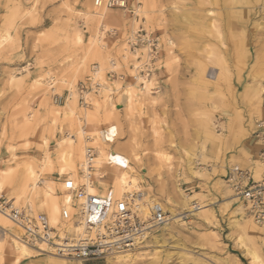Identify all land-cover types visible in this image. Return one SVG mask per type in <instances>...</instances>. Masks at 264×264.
I'll use <instances>...</instances> for the list:
<instances>
[{"label":"rangeland","instance_id":"rangeland-1","mask_svg":"<svg viewBox=\"0 0 264 264\" xmlns=\"http://www.w3.org/2000/svg\"><path fill=\"white\" fill-rule=\"evenodd\" d=\"M125 3V10L107 8L111 20L106 18L104 27H100V21L89 13L99 6L94 0H0V175L4 173L14 181L30 167L37 179L57 181L59 192V182L69 176L65 171L60 174L66 160L60 157L59 144L77 140L72 127H79L64 115V106L74 100L82 117V112L95 111L98 105L96 119L109 114L118 127L115 141L107 150L130 158L139 189L147 196L144 201L161 202L172 219L151 230L131 249L113 254L80 261L34 251L31 257L18 259L3 248L0 264H264V223L258 224L245 215L242 207L239 212L233 209L235 204L231 205L233 212L227 207L233 192L224 179L231 164L249 169L246 158L260 162L257 154L264 146L254 133L256 121H264V0H245L241 4L242 13L251 22L250 33L231 36L229 43H224L220 35L218 44L205 46L196 55L192 39L176 35L177 16L192 3L206 12L208 0ZM117 10L131 18V30L115 23ZM144 14L147 22L142 18ZM139 30L156 35L159 41V58L148 82L158 84L159 91H151L148 85L144 96L132 79L123 81L106 74L113 70L131 75L136 58L144 61L145 48L131 53L127 43ZM168 40L173 43L168 44ZM110 59L115 60L116 67ZM94 65L99 68L97 78L115 91L109 95L114 109L105 104V90L91 93L88 107L78 102L76 85L91 74ZM33 70L38 73L31 75ZM243 76L247 82H242ZM234 77L237 82H233ZM125 87L133 88L131 109L121 103L120 93ZM69 91L71 98L61 104L53 102L54 94L65 99ZM225 109L231 112L221 117ZM81 119L80 126L86 127ZM103 125L99 122L97 127L105 128ZM123 141L134 147L139 164ZM87 147L96 146L83 139V148ZM44 155H49L50 166L43 169ZM82 160L76 161L77 179L82 175ZM58 194L61 197L63 192ZM0 196L10 202L13 194L4 187ZM168 198L174 202L169 204ZM25 201H32L35 210L33 200H19L20 204ZM194 205L198 209L190 212ZM43 212L37 213L45 215ZM232 218L239 222L234 225ZM248 219L261 233L242 232ZM3 235L0 229V244ZM253 251L257 261H253ZM128 252L130 257H114Z\"/></svg>","mask_w":264,"mask_h":264},{"label":"built area","instance_id":"built-area-1","mask_svg":"<svg viewBox=\"0 0 264 264\" xmlns=\"http://www.w3.org/2000/svg\"><path fill=\"white\" fill-rule=\"evenodd\" d=\"M102 3L108 8L118 7L124 10L127 8L125 0H95V5ZM136 36V41H130L128 47L131 53L143 47L146 56L142 62L137 57V65H131L133 77L132 74L124 76L115 71H107L106 74L108 77L116 76L123 81L127 78L132 79L133 82L138 83L139 88L144 89V82L138 78L152 80L155 63L159 58V41L156 36H147L144 30H139ZM99 90L100 84L93 83L92 78L87 75L76 85L79 104L87 106L88 93L97 94ZM151 91L158 92V84H152ZM64 100L60 95H53L55 104H61ZM256 125L254 133L264 143V121H256ZM104 133L107 134L106 129ZM96 153L94 147L86 148V166H91ZM257 155L264 162V146L258 150ZM224 179L241 202L243 213L256 223L263 224L264 173L260 179L255 180L248 168L234 163L227 167ZM63 184L64 191L70 193L72 199L69 208L66 206L60 208L59 222L66 224L71 222L81 227L80 231H70L61 235L58 226L50 224L46 215L35 213L30 204L13 206L11 202L0 196V212L17 228L18 239L36 248L39 244H44L52 248L54 255L59 257L86 261L131 249L137 242L145 239L151 230L165 225L170 220L169 215L158 204L154 205L150 215H143L138 207L139 204L135 201L140 200L141 191L115 197L111 190H107L104 194L87 193L83 190V186L74 184L70 179H65Z\"/></svg>","mask_w":264,"mask_h":264},{"label":"bare ground","instance_id":"bare-ground-1","mask_svg":"<svg viewBox=\"0 0 264 264\" xmlns=\"http://www.w3.org/2000/svg\"><path fill=\"white\" fill-rule=\"evenodd\" d=\"M94 3H95V0H94ZM107 8L108 7H106L104 5V3H102L101 5L94 7L92 9V11L89 12L91 17L96 22L100 21L99 22L100 27H104V25H105L104 21L106 18L111 20V18H109V16H108ZM116 15H118V14H116ZM150 35H152V34L150 33L147 36H150ZM152 36H156V35H152ZM80 37H78V40H80ZM136 38H137L136 33H134V35H131L129 37V39L127 40L128 45H129L130 41L135 42ZM172 43L173 42L171 40H168V44H172ZM103 46H105V45H103ZM99 64H100V62H99ZM110 64L112 66H114L117 63L113 59L110 61ZM114 67H116V66H114ZM98 69H99L98 65H94L92 70H91L92 72H90L91 74L89 76L92 78L93 83H99L100 84V90L98 93L104 92V90H105L106 94H104V95H106V97L109 98V95H112V92L114 91V89L112 87H109V86H108L109 89H107V87L104 85V83H102L100 81V79L97 78ZM110 71H113V70H110ZM138 79L139 80L141 79L144 82V85H143L144 89H141L138 87V89H140V91H141V94L143 93L142 95L144 96L145 95L144 93L147 92L146 89H148V85L150 86L151 84H148L149 80L147 81V80H144L143 78H138ZM254 83H255V79H254ZM124 89H126V87ZM70 91L68 93V97H66L65 100L68 98H71V96L73 95ZM91 93H93V92H90L87 95V100H88L87 102H89V100H90L89 95ZM151 93L152 92H150V94ZM257 94H258L257 95V99H258L257 101L260 102L261 101L260 95H259V93H257ZM263 94H262V101H263V97H264ZM108 98L106 99L107 102L105 100H103L104 101L103 103L106 102L105 104H110L111 107L114 109L115 105L112 104L111 99L110 98L108 99ZM139 98H140L139 101H142L141 97H139ZM120 99H121V103L124 106H126L127 108H130L132 103H134V101H133V99H134L133 98V88L132 89H126V90L122 91L120 93ZM138 103H140V102H138ZM110 105H109V107H110ZM255 105H257V103ZM86 107H88V106H86ZM64 108H65L64 115L68 119L71 120L73 125L77 124V126H79V127H72V129L75 130L78 134L77 140L71 139V141L66 142V143H65V141H63L64 143H62V145H60L61 144L60 142H62V141L59 142L60 143L59 144V146H60L59 147L60 157H61V159L66 160V166H60V169H59L60 174L64 171L67 172L69 176L65 179L72 180L74 182V184H76V185L78 184L77 182L79 180L80 183L78 185L83 186V190L87 193H90V194H96V193L104 194L107 190H111L112 193L115 195V197H121V196L129 194V193L132 194L133 192H140L139 185H138V182H139L138 179L139 178L136 175V172H135L136 170L133 169L132 166H130V158L127 157L125 154L119 152V151H116V150L108 151L109 149L107 150V147L111 143H114L115 138H116L117 133H118V127H117L116 123L110 118V115L109 114H107L106 116L104 115V118L102 120H101V117L100 118L97 117V118H99V120L96 119V116H97L96 113H97V108H98V105H97V107H94V108H96L95 111L90 112V111L85 110L84 112H82L83 122L86 124L85 125L86 127H81L80 123L82 121V119H81L82 117L79 116V113H78L79 111H77V106H76L75 101L74 100L67 101ZM48 113L50 115H52V117L54 118V114L52 111H49ZM68 119H67V121H68ZM99 122L103 123L104 124L103 126L105 128L97 127ZM105 129L107 131V134L104 133ZM113 129L115 131H113ZM68 136H70V135H68ZM105 137L108 140H106ZM83 139L85 142L93 143L96 146L95 149H96L97 153L91 162V166H86L85 155L83 158V151L85 150V148H83ZM68 140L69 139L67 138V141ZM122 143H123V146L125 148L128 147L132 152L134 151V147L129 146L127 144L128 142L125 143L123 141ZM116 148H117V145H116ZM133 156H134L133 160L135 161V163L139 164L140 159L137 156V154L134 153ZM82 158H83V160H82ZM42 159H44L42 161V168L44 166L49 167L50 166L49 155H44V158H42ZM79 159L82 160V163L80 166L82 175H80L79 179H77L76 178L77 177L76 161ZM246 160H247L250 171H252L251 173H253L252 176L254 177V179L255 180L260 179V177L262 176V172L264 171V162L261 159H260V162H257V160L253 161L249 157L246 158ZM89 167H91V168H89ZM48 170H49V168H48ZM141 171H142V169H141ZM57 173H59V172H57ZM17 174H19V173H17ZM140 177H141V175H140ZM35 178H36L35 172H34L33 168H30V167L24 169L23 175L20 178H19V176L17 179L14 178L13 179L14 181H12V179L7 178L4 175V173H2L0 175V190L4 189V187L9 189V191L13 194V197L12 198L10 197L11 198L10 202L12 203L13 206L23 205V204L27 203V204H30V206L32 207L34 204V203L32 204V201H25L24 203L21 202L22 204H20L19 200L21 198H27L29 200H33L35 202V206H36L35 210L32 207L33 211L35 213H37L39 210L44 211L46 217L48 218L49 223L52 225H57L61 235H63L64 233H69L70 231L79 232L81 227H79L77 225H73L71 222H69L67 224L66 223H60L59 219H58L60 208L62 206H66L67 208H69V203L72 199V196L70 195V193H67L64 191L63 181L65 179L62 182H59L62 184V188L60 189V191L63 192V195L60 197L58 194L60 191L58 192V189H57V183H58L57 181H54L51 178H49L48 180L47 179L46 180L40 179V178L35 179ZM92 178H96L95 179L96 181H94ZM38 183L42 184V186ZM228 190L229 189H227V191ZM145 197H147V196L146 195L144 196V194L142 193L140 200H138V202H137V200H135L136 204H139L138 207L142 211L143 215H145V216L150 215L155 204H158L162 208H164L162 206L161 202L153 201L154 199L151 201H147V202L144 201ZM59 199H61V203H59ZM79 200H81V199H79ZM140 201H142V202H140ZM167 201L169 204H172L174 202V201L172 202V200L170 198H168ZM227 203H226L227 207L231 208L232 212H233V209L236 212L237 211L239 212V209L242 207L241 202L235 196L234 193L229 195V200ZM232 204H235L234 206H236L233 209L231 206ZM186 205H189V204H186ZM196 209H198V206L194 205L190 208L189 211L191 212V211L196 210ZM231 217H234V215ZM168 219H172V217H169ZM237 221H238V219H236V218L233 219L234 225H236ZM243 225H245V226L241 230L244 234H249L251 232L256 233L257 231H259V229H257L255 224H253V222L249 219H248L247 223L243 224ZM0 229L2 230V232L4 234L3 235L4 237L2 239L3 242L0 244V249L5 248L6 250H8V253L10 252V253L14 254L16 256V258L19 259L20 257H23V258L24 257H31L32 253L34 251L35 252L37 251L39 253H45L46 255H48L50 257H54V258L56 257V259H58V256L54 255L52 248H50L44 244H39L38 247L35 248L34 246L28 245L25 242L18 239L17 238V235H18L17 234V228L1 212H0ZM128 236H131V235H128ZM115 240H117V239H115ZM6 254L7 253H5V255ZM252 255H253L252 256L253 261H257L258 256H257L255 251H253ZM114 257H116L117 259H124L125 257H130V256H129V252H128V253L123 254V255L122 254H116Z\"/></svg>","mask_w":264,"mask_h":264},{"label":"crops","instance_id":"crops-1","mask_svg":"<svg viewBox=\"0 0 264 264\" xmlns=\"http://www.w3.org/2000/svg\"><path fill=\"white\" fill-rule=\"evenodd\" d=\"M243 3H245V0H208V5L204 8L206 12L200 9L197 10L194 3H192V6L187 4L182 15L177 16L176 35L179 38H183L185 35L187 38H191L192 51L196 55L203 47H212L218 44L220 35L224 43H229L231 36L239 35L243 31L250 33L251 22L242 13L241 4ZM114 14L115 23L118 26L126 30L132 29L133 22L130 17H126L119 10L115 11ZM149 14L153 13L150 12ZM142 18L147 22L145 14ZM135 22L137 23L138 21L135 20ZM36 73H38V70L31 71V75ZM244 81L247 82L248 79L243 76L242 82ZM233 82H237L236 77H234ZM246 107L250 109L251 104H246ZM230 112V110L225 109L221 113V117L229 116Z\"/></svg>","mask_w":264,"mask_h":264},{"label":"snow or ice","instance_id":"snow-or-ice-1","mask_svg":"<svg viewBox=\"0 0 264 264\" xmlns=\"http://www.w3.org/2000/svg\"><path fill=\"white\" fill-rule=\"evenodd\" d=\"M113 131H115L114 129H113ZM118 159V158H117Z\"/></svg>","mask_w":264,"mask_h":264}]
</instances>
